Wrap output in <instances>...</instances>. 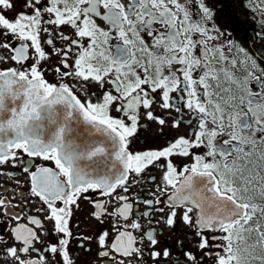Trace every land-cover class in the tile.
Segmentation results:
<instances>
[{"label": "snow or ice", "instance_id": "6c2138e0", "mask_svg": "<svg viewBox=\"0 0 264 264\" xmlns=\"http://www.w3.org/2000/svg\"><path fill=\"white\" fill-rule=\"evenodd\" d=\"M222 2L0 0V176L28 185L0 196V264H77L74 240L89 264H264V51ZM234 2L264 47V0Z\"/></svg>", "mask_w": 264, "mask_h": 264}, {"label": "flooded vegetation", "instance_id": "af4514ba", "mask_svg": "<svg viewBox=\"0 0 264 264\" xmlns=\"http://www.w3.org/2000/svg\"><path fill=\"white\" fill-rule=\"evenodd\" d=\"M217 7L222 9L221 12V20L218 23H223L225 25H228V27L225 28V31H227L233 39L237 40L239 43L247 44V47L253 51L256 52L257 55L260 54L261 51H264V47H261L260 41L256 40L255 43H253V40L249 39V36H253L254 30H259V23L253 22L251 19L248 20L247 23L241 25L238 20L243 19L239 16L238 9L236 7V3H228V0H223L222 3L218 4ZM236 12H238V17L236 16ZM8 65H4V67H7ZM48 79L52 80V76L49 74ZM175 95V94H173ZM155 128V126H153ZM188 132V129L184 126L180 129V134H186ZM177 135L176 132L170 131L169 129L165 128L163 134H155V135H149L148 131L145 129H142L141 132L138 134L139 138L136 139L132 145L133 150H139L145 147H160L164 144H166L169 140L173 139ZM147 141V144L145 143ZM177 164L182 165L184 161L177 159ZM35 164L41 163L40 160H35ZM7 171L11 172H18L19 168H12L5 166ZM157 177L156 181L154 183H149V181L145 179H141L140 184L135 185L133 188V191L138 192L141 196L145 195V188L148 189H154L155 183H159V172L154 173ZM20 179L22 182L24 181V175L21 174L18 177H13L12 179H9L7 176H0V196H5L9 200L12 201L13 205L22 203V198L18 194L20 191H24L27 193L28 185L27 183L23 184V188L21 189L15 184V179ZM4 188L11 189V191H2ZM14 192L16 195L14 196ZM27 211V207L25 209ZM90 207L88 204L82 203L81 208L79 211L75 213L73 224H78L79 227H74L73 231L77 234H84V235H94L99 228L101 227L98 225L95 221L89 220V212ZM141 210H143V206H141ZM13 211L18 212L19 208H14ZM135 211V208H134ZM34 212V209H33ZM31 214V213H29ZM23 222V221H22ZM141 222L145 224L147 227L146 222L141 219ZM105 227L107 225H104ZM158 227V226H157ZM181 232H183V229H181ZM181 238H184L181 236ZM174 239V238H173ZM173 239L168 240L167 244H161L160 247L170 246L173 242ZM91 247L92 251L85 254L82 250L78 249L77 247V241H73L72 243V254L73 257L76 258L77 264H89L90 261H94L96 257V245L95 243H91L88 245ZM175 255V253H174ZM149 264L151 262L149 261Z\"/></svg>", "mask_w": 264, "mask_h": 264}, {"label": "trees", "instance_id": "16d2710c", "mask_svg": "<svg viewBox=\"0 0 264 264\" xmlns=\"http://www.w3.org/2000/svg\"><path fill=\"white\" fill-rule=\"evenodd\" d=\"M240 16V15H239ZM235 17H238V12H236V16ZM240 17H242V16H240ZM243 18V17H242Z\"/></svg>", "mask_w": 264, "mask_h": 264}]
</instances>
